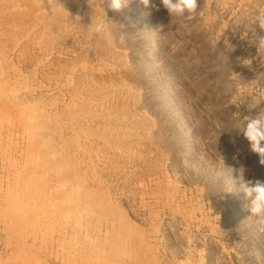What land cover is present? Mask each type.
Wrapping results in <instances>:
<instances>
[{"label": "rangeland", "instance_id": "1", "mask_svg": "<svg viewBox=\"0 0 264 264\" xmlns=\"http://www.w3.org/2000/svg\"><path fill=\"white\" fill-rule=\"evenodd\" d=\"M152 3L0 0V264H264L237 129L264 110V0Z\"/></svg>", "mask_w": 264, "mask_h": 264}, {"label": "clouds", "instance_id": "2", "mask_svg": "<svg viewBox=\"0 0 264 264\" xmlns=\"http://www.w3.org/2000/svg\"><path fill=\"white\" fill-rule=\"evenodd\" d=\"M101 4L107 2L108 7L114 11H120L124 8L128 0H100ZM146 8L149 6L155 7L152 0H140ZM159 3L165 8L170 16L183 17L186 20H193L198 16L197 0H159ZM104 10V9H103ZM110 22L106 19L104 12L103 18H98L91 21L89 30L91 33L102 36L109 41L124 42V36L117 35L110 27ZM112 23V22H111ZM257 23L260 29L264 30V13L257 12L252 20V23ZM257 52L264 56V36L259 37L257 43ZM264 96V91L260 93ZM237 129L242 133L243 137L249 144L250 151L259 157V163L264 165V110H261L255 117L247 118L242 126H238ZM240 172V191L243 193L246 200V207L250 212V216L255 217V224L257 230L264 233V181L260 179L256 180H244V169L241 167ZM80 188L78 185H74L66 193V199L70 207L65 211L63 215L64 222L76 229L84 227L89 212L86 209H74L71 205L77 200L79 196Z\"/></svg>", "mask_w": 264, "mask_h": 264}, {"label": "bare ground", "instance_id": "3", "mask_svg": "<svg viewBox=\"0 0 264 264\" xmlns=\"http://www.w3.org/2000/svg\"><path fill=\"white\" fill-rule=\"evenodd\" d=\"M181 249V248H180ZM172 256V255H171Z\"/></svg>", "mask_w": 264, "mask_h": 264}]
</instances>
